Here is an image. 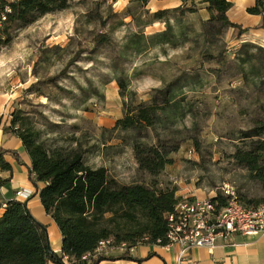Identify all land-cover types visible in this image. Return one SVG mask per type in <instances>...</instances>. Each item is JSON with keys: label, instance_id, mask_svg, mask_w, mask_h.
<instances>
[{"label": "rangeland", "instance_id": "374dc122", "mask_svg": "<svg viewBox=\"0 0 264 264\" xmlns=\"http://www.w3.org/2000/svg\"><path fill=\"white\" fill-rule=\"evenodd\" d=\"M183 4L195 7V13L183 17L170 13L166 18L178 42L189 26L190 41L177 47H147L143 34L167 28L163 21H154L152 14ZM97 13L109 20L105 28L102 19L95 18ZM207 18L202 0H150L145 5L139 0H72L70 9L13 29L12 41L0 47V123L9 120L12 111L22 109L49 142L68 144L79 138L89 150L86 158L91 165L106 166L120 183L132 185L148 178L138 173L132 151L118 145L111 131L126 112L114 79L126 83L128 110L141 102L150 103L156 90L182 78L174 88L179 91L185 84L183 78L197 73L201 81L184 86L176 105L161 114L169 130L196 136L199 144L191 139L182 143L174 154L175 163L159 177L162 186H177L181 199L212 198L225 183L234 186L242 199L264 197V191L231 157L237 145H244L242 131L251 128L255 119L264 118V89L248 88L240 76L233 75L234 67L204 55L207 43L196 39L193 31L200 30ZM101 30L111 35L110 42L71 65L81 47L92 50V40ZM236 35V30L228 28L219 42V46L226 45L231 59L241 43ZM92 56L94 60H88ZM65 68L67 73L57 80L63 90L45 86L43 95L27 91L38 79L58 76Z\"/></svg>", "mask_w": 264, "mask_h": 264}, {"label": "trees", "instance_id": "16d2710c", "mask_svg": "<svg viewBox=\"0 0 264 264\" xmlns=\"http://www.w3.org/2000/svg\"><path fill=\"white\" fill-rule=\"evenodd\" d=\"M150 0H139L145 5ZM184 2L186 0H183ZM206 4L209 18L203 20L200 30H194L196 39L203 38L207 43L205 56L217 60L224 66L234 67V76H240L244 85L253 90L264 89V47L251 41H242V35L248 31L238 23L231 21L228 12L234 4L229 0H202ZM72 0H0V47L9 44L12 30L34 24L46 14L70 9ZM195 7L183 4L173 9L159 10L152 14L154 21H163L165 31L142 38L147 47H177L190 41L189 26L180 34L182 41L172 34V25L167 15L179 13L183 17L187 12H194ZM254 15L264 18V0H255L254 6L247 9ZM102 19L106 27L107 19ZM116 16V14H114ZM129 17L134 18L133 14ZM121 25H126L121 22ZM228 28L237 31L241 40L231 59L226 54V45L219 46L224 31ZM110 36L105 30L98 32L93 40V48L81 47L71 60V65L79 61L83 54L93 55L94 49L107 45ZM178 38V39H180ZM198 41V40H197ZM88 60H94L89 58ZM65 68L58 76L38 79L27 91L30 94L43 95L45 86H55L58 78L67 73ZM214 68L213 73H217ZM183 78L184 86L200 82V74ZM120 96L126 112L115 121L111 128L115 132L118 145L132 151L138 173L145 175L147 181L134 184H122L111 176L106 166H93L87 161L89 151L79 138H72L68 144L49 142L39 130L31 116L22 109L12 111L9 120L1 127L4 135L18 138L30 163L25 164L20 150L0 148V171L12 173V164L6 156L13 157L18 165L27 167L28 180L36 188L41 205L57 225L61 238V250L56 252L51 246L48 226L35 218L26 201L12 199L3 206L0 214V264H99L103 260L131 259L143 261L134 254L119 255L93 254L100 241L112 238L117 243L129 246L167 244L168 216L175 211L181 200L177 195L178 187L166 183L162 186L159 177L168 166L175 163L176 154L187 139L198 146L196 136H183V131L168 129L162 119L163 112L177 103L182 91L175 85L182 81L177 78L165 89L156 90L151 102L139 103L127 110L128 94L126 83L116 78ZM97 91V89L95 90ZM100 97L104 99L103 94ZM2 123H0L1 125ZM244 145H237L232 159L236 165L246 170L248 178L264 191V118L255 119L251 128L242 131ZM6 179L0 177V184ZM238 198L243 206L256 208L264 204V197ZM219 206L225 205L226 199L221 191L212 197ZM156 255L150 252L148 257ZM147 257V258H148Z\"/></svg>", "mask_w": 264, "mask_h": 264}, {"label": "crops", "instance_id": "0c3cea01", "mask_svg": "<svg viewBox=\"0 0 264 264\" xmlns=\"http://www.w3.org/2000/svg\"><path fill=\"white\" fill-rule=\"evenodd\" d=\"M229 1L234 4L228 12L229 18L248 30L242 35L241 40L251 41L264 47V18L262 15L247 12L248 8L254 6L255 0ZM3 124L0 125V148L20 150L25 164H29V158L23 150L21 141L16 137L4 135L1 129ZM6 159L12 164L13 170L12 173L0 171V177L8 180L4 185L0 184L2 187L0 204L3 206L6 205L7 201L17 199L16 192L19 189L21 190L23 187L34 188L28 180L27 167L18 165L16 160L9 155L6 156ZM35 190L36 188H34ZM177 195L180 196L179 191ZM183 197L185 198V196ZM25 201L35 218L48 226L51 246L54 251L59 252L62 244L59 229L53 219L45 212L37 191ZM3 210L4 207H0V214ZM150 252H155L156 255L148 257ZM114 255H119V253H114ZM134 257L143 259V261L114 259L103 260L99 264H264V235H245V237L236 235L232 243L219 240L218 245L212 251L206 248H194L182 262L178 258L177 248L166 249L158 245L137 246Z\"/></svg>", "mask_w": 264, "mask_h": 264}, {"label": "built area", "instance_id": "2783aa9c", "mask_svg": "<svg viewBox=\"0 0 264 264\" xmlns=\"http://www.w3.org/2000/svg\"><path fill=\"white\" fill-rule=\"evenodd\" d=\"M2 187L0 185V192ZM34 188L23 187L16 192L19 200H28ZM225 205L219 206L212 198H182L175 211L168 216L166 249L177 248L180 262L194 248L214 250L219 240L232 243L236 235H264V204L256 208L243 206L235 187L225 183L221 187ZM161 246V245H158ZM137 246L117 243L109 238L100 241L93 254L84 256L111 255L114 253L134 254Z\"/></svg>", "mask_w": 264, "mask_h": 264}]
</instances>
